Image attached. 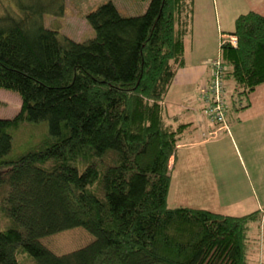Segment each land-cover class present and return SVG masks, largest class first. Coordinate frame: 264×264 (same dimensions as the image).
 Segmentation results:
<instances>
[{
	"label": "trees",
	"instance_id": "obj_1",
	"mask_svg": "<svg viewBox=\"0 0 264 264\" xmlns=\"http://www.w3.org/2000/svg\"><path fill=\"white\" fill-rule=\"evenodd\" d=\"M12 1L0 15V88L21 105L0 117V264H259L264 205L231 215L169 199L191 122L165 98L185 65L194 0H149L136 16L103 3L87 13L94 35L82 41L43 24L64 0ZM226 34L237 44L221 37L215 58L224 122L208 118L213 97L198 102L202 119L228 131L264 83V14H240ZM42 122L49 135L12 153L14 134ZM74 228L90 238L73 251L44 241Z\"/></svg>",
	"mask_w": 264,
	"mask_h": 264
},
{
	"label": "rangeland",
	"instance_id": "obj_2",
	"mask_svg": "<svg viewBox=\"0 0 264 264\" xmlns=\"http://www.w3.org/2000/svg\"><path fill=\"white\" fill-rule=\"evenodd\" d=\"M248 1L252 5V9H257V11L264 14V0ZM106 2H112L124 16H136L145 11L149 0H64L63 14L61 16L44 14L43 24L47 28L57 30L60 35H66L75 41L85 40L94 35V31L86 19L87 13ZM12 7H14L12 0H0V15L7 10H11ZM213 17L214 11L213 9H209L207 17H203L205 29L200 28V39L201 41H206L210 53L214 51L212 55L216 58L218 56L217 51L220 40L218 38L217 42H215V33L209 28ZM200 24H202L201 21ZM226 35L221 34L220 39ZM215 58H208V84L202 86L199 90L198 95L200 97L203 89L210 83L211 70L209 61ZM252 97L254 100L253 105L246 111L245 115L247 116L244 117L250 120L238 124V119L234 118L230 131L228 134L226 133V136L223 133L216 135L220 136V140L215 145L220 147L221 153L217 161H215V166L220 167L228 175L227 177H220L221 181L225 178L224 184L226 186L224 184L220 186V182L218 183V195L220 197L218 201L212 203L202 191L193 189L196 185H191L190 188L188 187L189 189L186 186L183 188L185 189L184 193L180 194L178 201L174 202V205L186 203L190 206L204 207L224 214L241 215L240 213H243L241 209L226 208L227 206L224 205L223 200L243 197L245 195L243 193L245 190L244 184L247 190H255L261 197L262 203L264 202V83L257 87ZM20 105L21 100L16 92L0 88V117H13L20 110ZM166 105L169 112L180 111L184 115L182 109L177 110L175 108L176 110H173V106H170L171 103ZM192 117L196 118V134H198V132L200 133L198 129H201L199 125L205 123V121L199 118L198 115L194 116L192 114ZM239 117L242 118V115H239ZM48 135L47 123L45 122L23 126L14 134L12 153L24 151ZM182 170L180 172H178L179 168L176 170L180 180L185 177L181 175ZM246 172L248 173V177L245 174ZM187 177L189 180L190 177ZM227 187H234V189L231 191L226 190ZM211 193L213 192H209L208 195H211ZM89 238L90 235L84 229L74 228L59 232L44 241L52 251L57 254H63L85 245ZM263 260L259 262L263 263Z\"/></svg>",
	"mask_w": 264,
	"mask_h": 264
},
{
	"label": "crops",
	"instance_id": "obj_3",
	"mask_svg": "<svg viewBox=\"0 0 264 264\" xmlns=\"http://www.w3.org/2000/svg\"><path fill=\"white\" fill-rule=\"evenodd\" d=\"M251 6L248 0L194 1L191 30L184 38L185 65L178 70L165 98V104L171 103L170 106H173V110L182 109L184 112L183 115L180 111H168L169 114L176 115L180 121L184 123L191 122V125H189L185 131L183 140L178 145L174 159H171L172 183L169 199L173 203L178 201V197H180L181 193H184L183 191H185V189L183 188L185 186L190 188L191 185H196L193 189L202 191L203 194L208 196L212 203H215V201H218V198H220L218 195V183L220 182V186H222L225 180V178H223L221 181L220 177H227L228 175L220 167L215 166V161H217L221 153L220 147L215 145V143L220 140V136L216 135L223 133V135L226 136L230 131L232 122H229V130L226 131L219 128V126H214L204 119L205 123L199 125V127L201 126V129H198L200 133L198 132V134H196V118H193L192 114H194V116L198 115V117L202 119L199 113L198 92L202 86H205L208 82V58H215V56L212 55L214 51L210 53L206 41H201L200 28L205 29L203 26V17H207L208 10L213 9L214 17L211 19L209 28H211V31H214L215 42H217L218 38L220 40L221 34L233 31L236 18L240 14L250 11L253 8ZM200 21L202 24H200ZM170 109L172 108L170 107ZM249 109L239 114L242 115V118L238 120V124L250 120L244 118L247 116L245 113ZM178 168V172L183 169L181 175L185 176L184 179L180 180L178 178L176 173ZM245 174L248 177V173L246 172ZM187 176L190 177L189 180ZM195 180L197 181L195 182ZM224 186L226 185L224 184ZM244 188L245 190L243 193L245 195L243 197L223 200L224 205L227 206L226 208H238L243 212L240 214H244L245 212L247 213L259 209L264 205V202L262 203L261 197L255 190H247L245 184ZM233 189L234 187H227L226 190L231 191ZM209 192L213 193L208 195ZM185 204L186 203H184V205Z\"/></svg>",
	"mask_w": 264,
	"mask_h": 264
},
{
	"label": "built area",
	"instance_id": "obj_4",
	"mask_svg": "<svg viewBox=\"0 0 264 264\" xmlns=\"http://www.w3.org/2000/svg\"><path fill=\"white\" fill-rule=\"evenodd\" d=\"M223 39L228 40L231 45L236 46L237 38L235 36L226 35L222 36ZM211 70V79L209 85L203 89L201 97L205 99L206 102L213 97L215 102L208 108L207 115L211 121L224 122L226 106L221 98L224 91L223 82V66L219 60L213 59L209 61ZM262 264V263H260Z\"/></svg>",
	"mask_w": 264,
	"mask_h": 264
}]
</instances>
